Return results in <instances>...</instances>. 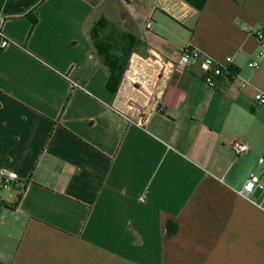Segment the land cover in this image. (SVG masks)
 Segmentation results:
<instances>
[{"label":"crops","instance_id":"crops-1","mask_svg":"<svg viewBox=\"0 0 264 264\" xmlns=\"http://www.w3.org/2000/svg\"><path fill=\"white\" fill-rule=\"evenodd\" d=\"M101 18L145 43L116 93L90 40ZM259 30L264 0H0L16 43L0 48V179L18 175L0 187V264H264V191L241 193L264 181ZM188 45L235 76L154 64Z\"/></svg>","mask_w":264,"mask_h":264},{"label":"built area","instance_id":"built-area-1","mask_svg":"<svg viewBox=\"0 0 264 264\" xmlns=\"http://www.w3.org/2000/svg\"><path fill=\"white\" fill-rule=\"evenodd\" d=\"M148 29L151 28V23L147 26ZM255 37L259 44V51L256 55V58L250 63V67L254 70H257L262 61L264 60V30H259L255 32ZM14 41L8 40L5 38L2 33H0V48L6 49L10 46H15ZM154 64H156L161 72H165L169 68L179 67L184 68L192 64H198L202 73V80L209 86H215L216 79L223 76H235V73L232 70V58L228 57L225 60H216L212 57L204 55L201 51L194 49L191 46H186L183 50L182 55L174 63H168L163 59L154 58ZM160 77V74L156 76ZM138 82V80H136ZM145 82V81H144ZM142 83H137L142 85ZM158 82H153L152 79L149 81L148 86H153L155 89H159L157 86ZM245 84H243V87ZM255 102L257 106L264 105V93L260 92L255 96ZM137 107L131 105V110H136ZM127 121L131 122V118L123 113H120ZM140 122V120H139ZM231 149L236 155V157L241 158L247 154L250 150L248 144L243 141H235L231 145ZM258 164L261 167L262 175H264V155L259 157ZM18 179L16 173L5 172L2 174L0 179V187L9 189L12 187L14 181ZM260 190L264 191V181L263 178L255 173H252L242 189V195L244 197H250L255 191Z\"/></svg>","mask_w":264,"mask_h":264},{"label":"trees","instance_id":"trees-1","mask_svg":"<svg viewBox=\"0 0 264 264\" xmlns=\"http://www.w3.org/2000/svg\"><path fill=\"white\" fill-rule=\"evenodd\" d=\"M29 19L32 27L38 22L36 15L30 16ZM90 40L95 53L101 59L102 65L108 73L106 89L111 93H116L128 68L131 56L145 43L131 32L106 18H101L91 30ZM20 199L21 196L17 198V203Z\"/></svg>","mask_w":264,"mask_h":264}]
</instances>
